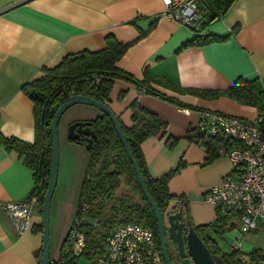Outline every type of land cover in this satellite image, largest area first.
I'll use <instances>...</instances> for the list:
<instances>
[{"label":"crops","instance_id":"obj_1","mask_svg":"<svg viewBox=\"0 0 264 264\" xmlns=\"http://www.w3.org/2000/svg\"><path fill=\"white\" fill-rule=\"evenodd\" d=\"M165 9L162 0H0V132L34 140L33 103L21 86L45 75L66 54L103 48L109 34L131 42L116 65L138 79L147 73V84L165 97L116 79L106 103L125 126L131 125L128 105L134 99L166 121L165 132L140 143L148 172L159 177L182 160L168 180V189L186 196L193 225L206 224L217 214L204 199L205 190L224 176L237 174L226 155L204 162L207 152L202 141L209 135H198L196 141L184 135L188 128L198 134L201 110L247 119L256 116L255 106L227 95L210 98L199 91L226 89L240 76L255 79L264 96V0H235L223 15L203 28L201 22L196 30L169 19ZM227 33L225 41L182 47L197 35ZM121 91L125 93L118 97ZM101 114L94 105L75 103L60 117L58 171L50 203L52 260L59 256L75 215L88 160L86 147L69 141L67 125ZM168 135L177 137L171 147L166 143ZM33 173L15 151L0 145V264H38L42 243L39 203L20 233L2 207L4 201L33 192Z\"/></svg>","mask_w":264,"mask_h":264},{"label":"trees","instance_id":"obj_2","mask_svg":"<svg viewBox=\"0 0 264 264\" xmlns=\"http://www.w3.org/2000/svg\"><path fill=\"white\" fill-rule=\"evenodd\" d=\"M234 1L202 0L199 6L202 15L201 27L203 28L209 22L223 15ZM232 32H235V29ZM143 34L144 32L140 31L139 36ZM229 35L230 33L197 35L192 40L182 44V47L225 41ZM130 43L118 41L109 34L105 38L103 48L97 50L83 49L76 53H68L57 65L47 68L45 75L32 79L21 86V90L33 103L35 138L29 142L15 136H5L0 132V145L15 151L23 162L34 170L33 192L38 198L40 209L49 175L51 121L58 106L71 93L90 95L98 101L106 103L115 80L124 79L136 83L145 92L165 97L147 84V76H149L147 73L146 78L138 79L116 65V61ZM199 92L210 98L227 95L243 104L255 106L259 111L264 110V96L258 90L255 79H245L238 76L226 89ZM124 93L121 91L118 97H122ZM166 98L174 101L173 98ZM128 107L131 110V125L125 126L118 120L132 155L138 164L147 192L163 212L181 206L184 217L188 218L193 225L187 212L188 201L186 196L171 193L168 189V180L178 172L183 164L182 160L177 163L174 169L159 177H152L148 172L140 149L142 140L160 131L165 132L166 121L143 107L137 99L132 100ZM90 127L94 130L96 137L86 147L88 160L77 202V207L82 202L88 204L87 220L82 226L86 237L82 255L86 257L97 256L102 250L105 233L117 224L127 221H136L149 226L153 231L156 244L160 248L154 212L143 196L132 163L111 120L107 114L102 112L101 115L90 119ZM87 136L80 134L76 138L68 139L85 146ZM184 136L193 141L198 140V134L193 128H188ZM176 141L177 137L170 135L166 137V143L169 147L173 146ZM236 143V141L225 139L223 135L219 134L204 138L202 144L207 152L204 162L207 163L216 157L222 146L229 147ZM122 183L129 191L114 196L115 191ZM216 214L215 219L209 223L193 225L212 253L215 264H246V261L250 264H256V262L264 260V248H253L247 253L238 249H232L229 252L222 251L207 231L221 233L228 228L230 220L229 216ZM96 222L103 226L106 231L100 233L96 228ZM39 228L42 229V226ZM40 254L41 250L38 253V258ZM48 264L53 263L49 262Z\"/></svg>","mask_w":264,"mask_h":264},{"label":"built area","instance_id":"obj_3","mask_svg":"<svg viewBox=\"0 0 264 264\" xmlns=\"http://www.w3.org/2000/svg\"><path fill=\"white\" fill-rule=\"evenodd\" d=\"M162 1L166 7L164 14L169 19L193 30L199 28L202 0ZM196 129L204 135L219 134L237 142L219 149V154L230 159L237 176L226 175L218 184L208 187L204 199L212 204L216 213L229 216L228 227L237 223L241 236L234 237L230 245L232 249L240 250L241 239L245 235L258 230L264 234V110H258L253 119L201 110ZM37 204L38 198L31 192L21 199L2 202V207L15 230L20 233L27 227ZM87 207L86 202L79 204L59 256L49 262L78 264L86 243L82 226L87 220ZM86 258L90 264H164L152 229L136 221L110 228L104 235L101 252Z\"/></svg>","mask_w":264,"mask_h":264},{"label":"water","instance_id":"obj_4","mask_svg":"<svg viewBox=\"0 0 264 264\" xmlns=\"http://www.w3.org/2000/svg\"><path fill=\"white\" fill-rule=\"evenodd\" d=\"M75 103L94 105L98 107L103 113L107 114V116L111 120L115 131L132 163L143 196L150 204L154 212L157 222L160 251L164 264H170L165 242L166 231L169 237L177 244L180 255L183 256L187 254L191 259L190 261L187 257H184L181 260L180 264H215L214 258L208 246L200 238L194 226L190 223L189 219L183 217L181 206L177 207L174 210L171 209L166 212L165 217L167 225L165 226L164 212L147 192L142 174L128 146L125 134L116 114L112 111L107 103L98 101L92 96L82 93H71L68 98L58 106L51 121V159L47 186L41 202L42 243L38 264H48L50 261V203L56 185L58 171V124L62 113L69 106ZM80 134L88 135L87 142L85 144V147H88L93 138L96 137L94 130L90 127V120H74L67 125V136L69 138H76ZM198 135L202 136L203 132L198 131ZM184 226L186 227L185 238L182 237ZM256 264H264V260H260L256 262Z\"/></svg>","mask_w":264,"mask_h":264},{"label":"rangeland","instance_id":"obj_5","mask_svg":"<svg viewBox=\"0 0 264 264\" xmlns=\"http://www.w3.org/2000/svg\"><path fill=\"white\" fill-rule=\"evenodd\" d=\"M123 181V177L121 178ZM129 189L122 183L121 186L115 191V195H119L123 192H128ZM114 226V225H113ZM96 228L101 232H105L106 230L103 228V226H100L96 222ZM209 235L214 239L218 247L225 252H229L232 250V247L230 245L231 241L234 237L240 238L241 232L238 227V225H233L231 227L226 228V230L222 231L221 233H215L213 231H207ZM264 248V234L263 231L258 230L254 232H250L247 235H245L241 239V244L239 249L243 251V253H247L251 251L253 248ZM78 264H90V261L88 258L84 256H80L78 258ZM246 264H250L248 261H246Z\"/></svg>","mask_w":264,"mask_h":264},{"label":"flooded vegetation","instance_id":"obj_6","mask_svg":"<svg viewBox=\"0 0 264 264\" xmlns=\"http://www.w3.org/2000/svg\"><path fill=\"white\" fill-rule=\"evenodd\" d=\"M165 214H166V212H164V223H165V226H166L167 222H166V217H165L166 215ZM183 217H184V215H183ZM185 228L186 227L184 226V230H183V233H182V237L183 238H185V233H186ZM165 242H166V250H167V254H168L169 260H170V264H180L181 260L184 257H187L191 261V259L189 258V256L187 254H185L183 256L180 255V253L178 251V248H177V244L169 237V235L167 234V231H166V234H165Z\"/></svg>","mask_w":264,"mask_h":264}]
</instances>
